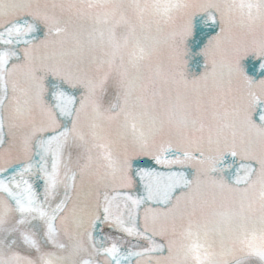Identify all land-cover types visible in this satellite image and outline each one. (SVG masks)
<instances>
[{"label":"snow or ice","instance_id":"1","mask_svg":"<svg viewBox=\"0 0 264 264\" xmlns=\"http://www.w3.org/2000/svg\"><path fill=\"white\" fill-rule=\"evenodd\" d=\"M0 264H264V0H0Z\"/></svg>","mask_w":264,"mask_h":264}]
</instances>
